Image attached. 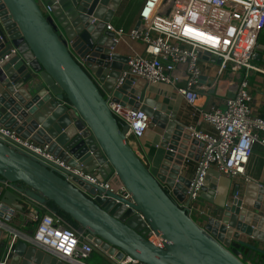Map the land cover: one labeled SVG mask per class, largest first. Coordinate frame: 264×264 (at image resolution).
<instances>
[{"label": "water", "instance_id": "95a60500", "mask_svg": "<svg viewBox=\"0 0 264 264\" xmlns=\"http://www.w3.org/2000/svg\"><path fill=\"white\" fill-rule=\"evenodd\" d=\"M39 1L49 7V15H43L38 0H0V125L22 139L46 145L47 153L70 170L36 157L40 162L0 141V183L23 186L27 192L20 194L35 214L51 202L85 230L101 252L118 261L129 257L135 264H264V186L253 180L231 185V178L208 171L199 196L221 214L216 220L207 218L203 227L197 225L186 209L189 197L186 208L176 202L183 201L190 185L179 171L201 145L168 114L166 104L146 98L147 86L138 83L139 101L130 105L146 114L148 130L163 153L157 174H152L95 86L94 79L110 91L127 70V56L114 52L113 33L106 30L122 0ZM135 30H141L140 22ZM12 48L16 52L4 60ZM199 57L215 65L221 62L208 53ZM76 59H83L84 67ZM129 85L126 81L114 93L116 100ZM217 89L210 83L209 96L220 97ZM236 89L230 87L226 98H233ZM207 96L199 95L196 102ZM6 110H18L16 119ZM23 119L27 126H17ZM0 138L9 141L1 134ZM110 173L131 201L103 187ZM210 177L219 180L218 186ZM11 201L19 203L10 191L1 194L0 255L7 251L6 264H66L27 241L10 244L3 215L17 211ZM149 230L162 248L151 242ZM257 255L263 258L258 261Z\"/></svg>", "mask_w": 264, "mask_h": 264}, {"label": "built area", "instance_id": "2783aa9c", "mask_svg": "<svg viewBox=\"0 0 264 264\" xmlns=\"http://www.w3.org/2000/svg\"><path fill=\"white\" fill-rule=\"evenodd\" d=\"M38 2L43 15H49V7ZM165 5L169 6L168 12L161 14ZM138 22L141 30L134 29L128 33L106 26V30L113 33L112 40L116 45L127 41L137 43L141 46V52L131 49L127 55V70L119 74L110 91L105 90L103 83L96 79L93 81L110 113L124 129L130 145L144 137L149 123L143 111L139 108L133 110L130 105L139 101L135 96V92H139L138 83L147 87L168 85L185 107L192 108L190 118H197V121L185 126L184 130L191 140L201 146L198 148L196 169L187 193L183 201L176 203L178 207L186 208L184 202L189 197L186 209L193 219L196 212L194 204L199 198L208 171L213 170L225 177L242 178L253 146L258 144L264 147V120L251 115V98L246 81L248 72L256 71L252 62L257 35L264 30V0H144L138 13ZM15 52L12 48L3 59ZM203 53L219 58L220 64L201 60L199 54ZM76 62L84 67L83 59H76ZM205 65L215 68L216 76L212 84L223 81L229 87L235 85L237 89L233 98L222 101V107L212 106L208 110H199L196 106L199 88L208 86L207 78L202 79ZM240 71L245 72L244 78L236 77ZM224 73H228V80H223ZM126 81L130 82L128 90L116 100L114 93L119 92ZM198 124L209 126L211 132L202 131ZM0 134L9 139L6 141L0 138L8 147L40 162L36 157L70 170L47 153L46 145L35 146L2 125ZM135 153L145 164L141 150L137 148ZM76 174L96 184L95 179L80 172ZM8 186L7 182L0 183V196L3 188ZM103 187L113 189L117 196L131 201L114 173L108 175ZM164 188L172 196L171 189L166 186ZM13 214L6 213L3 218L9 223ZM32 221L36 225L27 240L28 244L66 264H85L95 252L101 255L105 264H135L129 257L118 261L101 252L87 239L85 230L68 226L52 213L41 216L36 214ZM149 232L151 242L162 248L158 238ZM7 262L8 258L5 257L0 264Z\"/></svg>", "mask_w": 264, "mask_h": 264}, {"label": "crops", "instance_id": "0c3cea01", "mask_svg": "<svg viewBox=\"0 0 264 264\" xmlns=\"http://www.w3.org/2000/svg\"><path fill=\"white\" fill-rule=\"evenodd\" d=\"M143 2L144 0H122L120 5L118 6L117 11L114 14V17L112 18L111 22L107 25L114 30H121L124 33H128L131 30H134L138 24V13L140 11ZM256 45L257 46L255 51V58L253 59L252 62L253 66L256 68V71L252 70L251 72H248V75L246 76V81H247V90L251 98L249 103L251 115L264 120V30L259 32V34L257 35ZM131 49L141 52L140 44L132 43L128 41L126 43H118L116 45L114 52L127 56L131 53ZM202 72H203L202 79L207 78L208 85L210 83L212 84L216 76L215 68L210 65H205L203 67ZM223 77H224L223 80H228V73H224ZM236 77H238L239 79L244 78L245 72L243 71L238 72ZM149 87L150 86H148L147 89ZM215 87L216 89L218 88L217 91H219L220 95L219 94L218 95L220 97L216 95L209 96L208 86L199 88V94L201 96L204 97L208 95L205 101H202L201 104H199V106H197L196 104L199 110H208L212 106L222 107V101L226 99V93L228 92V89L230 87L228 83L223 81L216 84ZM145 96L146 98H149L146 94V91H145ZM173 100L175 101V99ZM174 103H176L175 108L168 107V114H173L176 120L181 124H184V126H187L188 124H193V122L196 123L197 118H190V113H192V108L185 107L182 104L180 98H178V100H176ZM203 104L204 106H202ZM5 113L8 114L11 118L16 119V114H18V110L16 111V113H13L11 110H6ZM28 123L25 122V120L23 119L22 121H17V126H22L23 124L24 126H27ZM197 126L204 132H211L210 127L205 124H198ZM27 140L35 146H41L38 145L36 142L32 141L31 139H27ZM158 144L159 142L154 136L153 132L149 130L146 131L144 137L141 140L132 142L131 144V147L134 152L137 150V148L141 150L146 161L145 165L147 166L148 170L154 175L157 174L158 166L163 157L162 155L163 153L158 147L159 146ZM198 151H199L198 148L192 150L191 158L185 159L184 165L179 171L181 172L179 173L180 176H184L188 180L192 179L196 169ZM222 177L225 179L230 178L225 176ZM249 180L256 181L264 186V147L258 144L253 146L252 154L245 167L244 177L231 178V185L245 184ZM210 182L215 183V185H217L219 180L210 177ZM5 191H10L19 199V203H13V201H11V203L14 204L15 208H17V211L14 212L10 222L8 223V232L7 234H5V236L9 240L10 244L11 242L19 239L27 241L29 239V236L33 234L36 225L32 221V217L36 214L31 209V207H29L27 204L24 203L23 195L20 194L21 192H27V191L21 185L5 187L3 188L2 193ZM203 195L211 199L213 198L216 199V195L210 196L206 193ZM253 196H257V194L255 193ZM228 198L230 200L231 195ZM249 200L251 202H254V200H256V197L253 199L249 198ZM194 205L196 207V212L195 215L193 216V219L196 222V224L201 227H203L207 218H213L216 220L220 217L219 215L221 214V212L217 210L215 206H213V204H211L207 200L201 199L200 196ZM35 206L38 207L37 204H35ZM262 208H264V204L262 205ZM40 209L43 210L45 214H51V212H49L47 209L43 208L42 206H40L39 211ZM20 210L22 211L19 212ZM41 215L39 213L37 214V216H41ZM257 246L259 250H263V246H261L260 244ZM7 256H8L7 251L5 250L4 253L0 255V261ZM261 258H263L262 255H257L258 261ZM85 264H105V263L101 255L98 252H95L91 255V257L88 260H86Z\"/></svg>", "mask_w": 264, "mask_h": 264}, {"label": "rangeland", "instance_id": "374dc122", "mask_svg": "<svg viewBox=\"0 0 264 264\" xmlns=\"http://www.w3.org/2000/svg\"><path fill=\"white\" fill-rule=\"evenodd\" d=\"M168 8L169 6L165 5L163 10L161 11V14H166L168 12ZM146 94L149 98L156 100V101H160L166 104L169 108H175L176 103L174 102L178 100L179 98L176 95L175 91H173V88H171L168 85H163V84H157L155 86H150L146 90ZM175 97H178V98H175ZM173 99H175V101ZM64 223L67 224L66 222Z\"/></svg>", "mask_w": 264, "mask_h": 264}, {"label": "trees", "instance_id": "16d2710c", "mask_svg": "<svg viewBox=\"0 0 264 264\" xmlns=\"http://www.w3.org/2000/svg\"><path fill=\"white\" fill-rule=\"evenodd\" d=\"M49 212H54L56 214V216H58L59 218H61L64 222H66L70 227L73 228H78V225L76 223H74L67 215H65L64 213H62L60 210L57 209L56 206H54L51 202H47L46 206H45ZM39 214H45V212L43 210L40 209Z\"/></svg>", "mask_w": 264, "mask_h": 264}, {"label": "bare ground", "instance_id": "6f19581e", "mask_svg": "<svg viewBox=\"0 0 264 264\" xmlns=\"http://www.w3.org/2000/svg\"><path fill=\"white\" fill-rule=\"evenodd\" d=\"M202 100H203V99L200 98V99L196 102V104H197V105L201 104Z\"/></svg>", "mask_w": 264, "mask_h": 264}]
</instances>
